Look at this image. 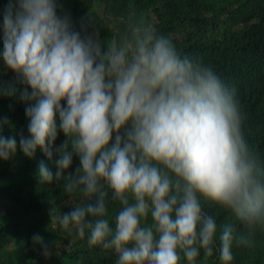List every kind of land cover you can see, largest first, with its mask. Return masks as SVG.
Listing matches in <instances>:
<instances>
[{"label": "clouds", "instance_id": "clouds-1", "mask_svg": "<svg viewBox=\"0 0 264 264\" xmlns=\"http://www.w3.org/2000/svg\"><path fill=\"white\" fill-rule=\"evenodd\" d=\"M255 27L264 50L260 18ZM0 45L19 85L5 94H18L28 120V135L0 122V160L40 150L39 183L63 181L83 198L59 216L51 208V221L113 252L116 264H232L234 245L255 248L264 157L246 139L236 88L211 66L143 20L110 39L91 20L77 28L59 0H8ZM31 239L53 255L55 242Z\"/></svg>", "mask_w": 264, "mask_h": 264}, {"label": "trees", "instance_id": "trees-1", "mask_svg": "<svg viewBox=\"0 0 264 264\" xmlns=\"http://www.w3.org/2000/svg\"><path fill=\"white\" fill-rule=\"evenodd\" d=\"M79 28L91 20L102 38L119 37L129 21L143 20L167 36L182 55L211 66L229 87H235L246 116V139L264 157V50L255 27L261 19L264 33V0H59ZM8 0H0V23ZM2 46V45H0ZM9 84L19 87L15 74L0 63V122L27 133L25 105L5 94ZM253 85V91L250 88ZM4 135H9L7 124ZM61 134L57 144L63 140ZM46 157L37 150L34 158L18 151L15 159L0 160V264H116V255L102 246H89L75 230L67 231L51 221L50 209L59 216L82 201L79 193L68 194L63 181L40 184L38 163ZM74 162V166H75ZM118 204L109 205L110 216ZM205 210L218 223L229 222L225 210L205 203ZM39 233L55 242L49 259L40 255L32 236ZM256 246L249 250L233 246L232 264H264V231L256 233ZM209 264H219L213 257Z\"/></svg>", "mask_w": 264, "mask_h": 264}]
</instances>
